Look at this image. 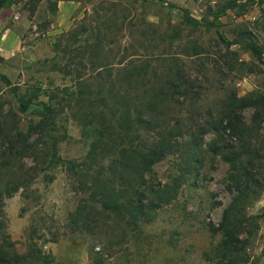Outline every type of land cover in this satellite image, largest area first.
I'll return each mask as SVG.
<instances>
[{"label": "rangeland", "instance_id": "rangeland-1", "mask_svg": "<svg viewBox=\"0 0 264 264\" xmlns=\"http://www.w3.org/2000/svg\"><path fill=\"white\" fill-rule=\"evenodd\" d=\"M242 97L258 104L238 108ZM140 109L151 130L126 127ZM225 114L264 140V0H11L0 8L5 248L31 264H216L211 226L234 170L217 150L238 148ZM160 148L140 169L138 155ZM259 153L260 168L246 167L264 176ZM263 206L264 190L245 206L253 224L235 264H264Z\"/></svg>", "mask_w": 264, "mask_h": 264}, {"label": "trees", "instance_id": "trees-1", "mask_svg": "<svg viewBox=\"0 0 264 264\" xmlns=\"http://www.w3.org/2000/svg\"><path fill=\"white\" fill-rule=\"evenodd\" d=\"M18 1V0H16ZM11 0H0V8L9 4ZM191 19V18H190ZM192 21H194L192 19ZM246 39V47L250 54L259 62L262 61V49L255 42L252 34L249 31L242 33ZM227 44H232L234 42H228ZM236 107L244 106H256L258 100L255 98H235ZM20 109L24 112L29 111L31 108L37 107V105H29V102H21L19 105ZM45 107V106H44ZM48 109L47 107H45ZM143 109H140L132 120L129 115L125 116L126 127H130L131 124H135L138 127H145L147 130H151V120L143 118ZM226 115V114H225ZM224 115V116H225ZM234 115L225 116L221 119L224 124L221 126L223 131H226L231 137L237 141V149L227 150V152H222L223 150H217L221 158L227 161L233 172L228 177V184L226 187L228 191L232 192V196L228 204L222 210L220 219L215 226H211V229L215 232H220L221 240L219 242V258L216 264H235L236 259L243 261L244 249L247 244V237L250 234L249 225L253 222L250 221L248 216L245 215V206L264 190V176L262 172L253 171L251 172L246 164H250L252 160L257 159V166L260 168V156L259 150L264 151V140L256 139L255 134H252V130H246L244 124H240ZM221 123V122H220ZM239 125V130L237 129ZM145 129V130H146ZM213 130L216 137L221 136L219 128L215 125L208 126L205 124L202 128V132ZM219 129V130H218ZM255 137V138H253ZM163 149L149 151L147 153H140L138 155V163L140 169H147L149 165L155 160L159 159L162 155ZM264 158V154L261 156ZM244 160V162H242ZM247 161V162H246ZM258 170V169H257ZM256 175H261L260 177ZM153 204V203H152ZM157 205V204H153ZM135 206V205H134ZM135 209L139 212L142 211V207L138 204ZM264 217V206L259 209V211L253 216ZM0 221V264H18L20 261H25L29 258L31 263H37L39 258L37 256L27 257L19 256L14 252H10L5 248L4 243H7V235L4 230L1 229ZM241 232H246V237L240 238Z\"/></svg>", "mask_w": 264, "mask_h": 264}]
</instances>
